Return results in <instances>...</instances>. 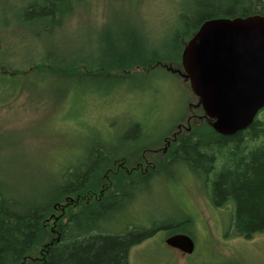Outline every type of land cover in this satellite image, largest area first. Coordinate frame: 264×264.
<instances>
[{
  "label": "rangeland",
  "instance_id": "rangeland-1",
  "mask_svg": "<svg viewBox=\"0 0 264 264\" xmlns=\"http://www.w3.org/2000/svg\"><path fill=\"white\" fill-rule=\"evenodd\" d=\"M34 1L0 0L2 186L16 200L39 198L65 181L70 167L82 170L93 144L119 153L99 172V185L56 207L53 221H64L107 191L103 187H111L113 177L119 183L120 173L161 165L173 140L211 126V120L181 62L134 67L123 80L94 71L127 46L134 50L131 43L139 42L144 58L166 48L167 55L174 52L170 36L179 13L191 10L194 0H69L65 12L53 17L25 14ZM208 190L205 175L170 163L132 191L135 198L110 229L123 230L128 221L151 234L130 248L129 264H264V234L237 236L230 225L233 206L214 207ZM182 220V232L195 243L190 254L165 243L163 226Z\"/></svg>",
  "mask_w": 264,
  "mask_h": 264
},
{
  "label": "trees",
  "instance_id": "trees-1",
  "mask_svg": "<svg viewBox=\"0 0 264 264\" xmlns=\"http://www.w3.org/2000/svg\"><path fill=\"white\" fill-rule=\"evenodd\" d=\"M68 1L36 0L26 7L25 14L53 17L59 11L65 12ZM252 14L264 16V0H194L191 10L179 13L178 26L172 31L168 46L174 51L172 55H167L166 48L163 55L144 58L137 40L138 47L131 43L134 50L127 46L119 54L113 53L114 59L110 56L109 63L95 64L94 71L118 73L123 80L130 76L124 72L134 67L143 68L159 60L180 63L184 45L205 20ZM263 109L246 128L231 135L219 134L208 124L181 134L171 142L161 165L134 175L120 173L119 183L113 177L111 187H103L113 190L111 194L97 195L86 208L66 215L64 221H53L56 207L66 202L68 195L99 185V172L107 170L119 154L110 150L108 144H93L82 170L70 167L71 172L65 173L67 179L39 198L16 200L0 182V264H129L130 248L151 233L135 229L128 221L123 230H112L110 226L122 218L117 219L116 212L130 200L132 191L151 182L159 172L164 173L170 163L205 175L210 203L217 208L233 206L230 225L237 236L249 239L255 233L264 234V116L260 115ZM186 223L187 220L171 221L163 227L170 235L182 232Z\"/></svg>",
  "mask_w": 264,
  "mask_h": 264
},
{
  "label": "water",
  "instance_id": "water-1",
  "mask_svg": "<svg viewBox=\"0 0 264 264\" xmlns=\"http://www.w3.org/2000/svg\"><path fill=\"white\" fill-rule=\"evenodd\" d=\"M184 76L219 134L246 128L264 107V16L205 20L186 42ZM165 243L192 253L194 242L175 233Z\"/></svg>",
  "mask_w": 264,
  "mask_h": 264
},
{
  "label": "flooded vegetation",
  "instance_id": "flooded-vegetation-1",
  "mask_svg": "<svg viewBox=\"0 0 264 264\" xmlns=\"http://www.w3.org/2000/svg\"><path fill=\"white\" fill-rule=\"evenodd\" d=\"M120 176V175H119ZM102 189H100V191H101ZM84 192H86V191H84ZM83 192V193H84ZM113 192V190H111V191H109V190H107V191H104V193H101V197L103 196V195H105V194H111ZM77 196L79 195V194H76ZM132 196H134V195H132ZM132 196H131V198H130V200L129 201H125L123 204H122V207H120V208H122L119 212H116L117 213V217H118V215L120 214V213H122V212H124L125 210H126V205H130L131 204V201H132ZM72 197H73V194H70V195H68L67 196V198L68 199H70V201H71V199H72ZM67 199V200H68ZM93 199H97L96 197L95 198H93ZM92 199V200H93ZM90 203V202H89ZM89 203H87L86 205H84L83 206V208H86L87 207V205L89 204ZM82 208V209H83ZM70 214H72V213H70ZM70 214H68V215H70ZM68 217V216H67ZM193 239V238H192ZM193 242H194V240H193ZM167 245V244H166ZM167 246H169V245H167ZM194 246H195V243H194ZM171 247V246H170ZM172 248H174V247H172ZM174 249H176L177 251H180L179 249H177V248H174Z\"/></svg>",
  "mask_w": 264,
  "mask_h": 264
}]
</instances>
